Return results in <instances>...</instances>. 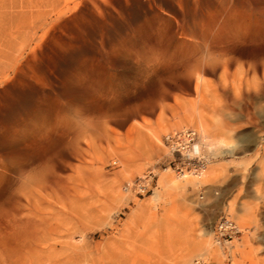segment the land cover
<instances>
[{"label":"rangeland","instance_id":"374dc122","mask_svg":"<svg viewBox=\"0 0 264 264\" xmlns=\"http://www.w3.org/2000/svg\"><path fill=\"white\" fill-rule=\"evenodd\" d=\"M0 52V79L20 61L0 126L30 71L36 110L0 128V264H264V0H0ZM181 128L207 164L185 182L162 140Z\"/></svg>","mask_w":264,"mask_h":264},{"label":"built area","instance_id":"2783aa9c","mask_svg":"<svg viewBox=\"0 0 264 264\" xmlns=\"http://www.w3.org/2000/svg\"><path fill=\"white\" fill-rule=\"evenodd\" d=\"M164 145L169 153L181 161V164L175 166L174 173H190L197 175L206 166L203 156L198 154L195 145L198 144V135L192 130H180L164 138ZM116 164V163H113ZM151 177L139 179L137 181L126 183L124 190L130 193L143 195L148 193L151 188ZM241 230L237 224L229 217H223L213 229V239L218 246L224 250L228 249L230 244L239 238ZM191 264H208L205 259H196Z\"/></svg>","mask_w":264,"mask_h":264},{"label":"bare ground","instance_id":"6f19581e","mask_svg":"<svg viewBox=\"0 0 264 264\" xmlns=\"http://www.w3.org/2000/svg\"><path fill=\"white\" fill-rule=\"evenodd\" d=\"M31 42H33V39H32ZM32 46L30 45V47H29V54H30L31 57L34 55V49H33ZM20 59L22 60V58H20ZM18 61H19V59H18ZM8 62H11V61H8ZM17 62L15 61L14 63H10V65L6 67V69L4 70V73H3L4 75H2V77L0 79V87H1V85L11 86V85H13L15 83L17 74L19 73V68H18ZM1 66H0V68H1ZM30 73H31V76H29L30 83L29 84H26V87H25L27 89V91H26L27 96H26V99H25V104H24V102H22V100H21L22 98L19 99L20 96H21V90L23 88L22 89H17V90H14L13 89L11 92L13 94V97L15 98V101H14V103L10 107V110L11 111L10 110L9 111L10 112H13V114H14V122L11 121L13 123H11V124L4 123V125H1L0 126V128H2L4 131H6V132L9 131L13 135H16L18 133L21 134V135H24L23 133H25L26 131L30 130L34 126L35 121H36V116H35L36 115L35 114V111H36L35 110V103H34V98L32 96V89H33V85H32V81H33V71L32 72L30 71ZM22 112H23V114L21 115L20 113H22ZM22 117H24V118H22ZM188 117H189V119L191 118L189 125L190 126H193V127H196L199 132H204V131H206V130L209 129L208 126L206 125V123L204 121V118H203V115H202V113L200 111L191 110ZM180 130H184V131L185 130H192V131H194L198 135V144L195 145V149L198 151V154H200V156H203L202 151H201V147H202L201 146V136H200V134L197 131H195L193 129L181 128L179 130H174V131H172V132L164 135L162 140H164L165 137H167L169 135H172L173 133L178 132ZM23 138L24 139L20 140L21 142L24 141V140L26 141L28 139L26 137H23ZM163 144H164V141H163ZM203 158L205 159L204 156H203ZM206 167H207V164H206L205 168L203 170H201L197 175H193V174H190V173H180V174H176L175 173V177H176V179H178V178L179 179H182L181 180L182 182H185V180L189 179L187 175H190L191 177H194V178H197L198 179V178H201L204 175V173L206 171ZM184 174H186V175H184ZM127 183H129V182H127ZM173 184H174V187L175 186L176 187L178 186V184H176L174 182H173ZM185 184H189V185H192V186L197 185L195 181L193 182V181H190V180H188ZM127 193H129V192L127 191ZM213 244H214V246L218 247L219 249L224 250L221 246H218L215 243L214 239H213ZM229 247H232V245H230ZM200 258L205 259L207 261V259L205 257H203V256L197 257L194 260L200 259ZM193 261H191V263Z\"/></svg>","mask_w":264,"mask_h":264},{"label":"crops","instance_id":"0c3cea01","mask_svg":"<svg viewBox=\"0 0 264 264\" xmlns=\"http://www.w3.org/2000/svg\"><path fill=\"white\" fill-rule=\"evenodd\" d=\"M201 151H202V147H201Z\"/></svg>","mask_w":264,"mask_h":264}]
</instances>
